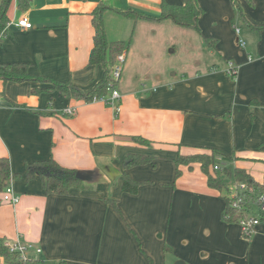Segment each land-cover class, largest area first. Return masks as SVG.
Returning <instances> with one entry per match:
<instances>
[{"label":"crops","instance_id":"crops-1","mask_svg":"<svg viewBox=\"0 0 264 264\" xmlns=\"http://www.w3.org/2000/svg\"><path fill=\"white\" fill-rule=\"evenodd\" d=\"M197 1L204 10L198 33L208 56L189 75L166 78L160 73L142 84L127 74V50L115 106L58 92L34 94L32 88L46 85L0 78V157L21 175L11 183L18 204L4 202L0 194V240L34 244L42 252L31 256L45 264H264V217L247 237L239 223L224 221L226 202L209 187L199 164L181 166L175 179L179 155L216 149L231 157L233 171L264 180L263 0H233L238 13L218 14L211 2L219 0ZM164 2L184 4L30 0L22 13L12 0L0 64L27 63L33 75L72 82L89 92L105 74L103 65H89L92 13L107 7V40L125 42L131 32L133 39L137 31L157 30L161 23L173 28L171 20L126 14L158 16ZM23 17L32 29L16 26ZM238 19L249 27L245 39L235 27ZM230 64L237 68L235 76L228 74ZM69 108H75L74 115L65 113ZM129 155L152 156L156 164L128 170L131 179L142 183L135 195L122 190ZM49 159L76 170L83 189L69 196L47 195L39 177L28 181L26 165Z\"/></svg>","mask_w":264,"mask_h":264},{"label":"trees","instance_id":"trees-1","mask_svg":"<svg viewBox=\"0 0 264 264\" xmlns=\"http://www.w3.org/2000/svg\"><path fill=\"white\" fill-rule=\"evenodd\" d=\"M11 3L12 0H1L0 3V40L8 31V24L10 22L8 11ZM17 4L19 11L22 13L27 12L31 5L30 0H17ZM106 10L107 7L101 6L92 13L95 35L94 48L90 55L89 65H103L105 74L103 79L99 81L91 91L85 92L72 82H62L50 77L33 75L29 72L30 65L27 63L0 64V78L5 82H36L46 85L44 88H32L30 91L34 94L58 92L63 96L84 100L86 102H93L100 97H107L109 95L108 86L113 81L112 71L117 62V58L122 54H126L128 47L125 42H109L107 40L104 27V12ZM203 13L204 10L197 0H184V4L182 5H172L164 2L161 13L158 16H151L131 10L126 12L127 15L134 16L135 18H142L154 22L171 20L180 27L193 29L197 32H200L199 21ZM136 139L146 142V140L142 138ZM211 150L210 155H179L175 159L177 165L175 179L179 178L182 174L181 166H191L193 163H197L201 166L203 173L207 175L209 187L220 192L226 202L223 215L226 223H239L242 219L257 216L258 211L255 205L259 202L260 197L264 196V180L262 183H259L247 174L233 171L228 167L231 157L216 149ZM219 155L223 156L222 160H225V162H218L217 158ZM149 164L152 166L156 165L154 157L144 155L127 156L124 162L126 172L123 175L124 180L122 186L124 193L132 195L138 194L142 184L141 182L131 179L128 170L135 166ZM215 166L221 167L220 170H215ZM210 169H212L214 173H211ZM219 171H221V173H219ZM26 176L28 181H32L39 177L43 182L47 195L69 196L73 190L83 189V182L78 172L74 169L62 167L54 159L27 164ZM20 177V174L12 171L10 160L6 157H0V194L3 195L12 181ZM225 178L245 182V190L240 191L237 197L232 198L231 194L233 189L227 186ZM174 184L175 183H173L172 186H174ZM109 202L121 213L115 200L110 199ZM235 202H238V208L234 207L233 204ZM253 207L256 209L253 210ZM4 242L5 241L0 240V255L4 257L6 262L12 264H45L44 261L39 259H30L26 262L20 261L18 255L10 253L4 246ZM168 251H170V249L165 247V252ZM60 264L68 263L63 261Z\"/></svg>","mask_w":264,"mask_h":264},{"label":"rangeland","instance_id":"rangeland-1","mask_svg":"<svg viewBox=\"0 0 264 264\" xmlns=\"http://www.w3.org/2000/svg\"><path fill=\"white\" fill-rule=\"evenodd\" d=\"M261 2L264 4V0ZM211 6L217 14L230 12V10L238 13V7L235 6L233 0H228L227 4L221 0L214 1L211 2ZM247 8H251V6L248 5ZM239 19H241L240 16ZM161 24L157 30L137 31L138 33H135L133 39L131 32L125 41L128 51H130L126 63V68L130 70L127 74L138 76L139 80H143L141 81L142 84L151 83V78H154V75L161 76L162 74L166 78L176 75L182 76L183 74L189 75V73L197 70L198 64L208 56L201 34L193 29L182 28L175 24L172 26L173 28L169 27L170 24ZM235 27L241 30V36L245 39L244 32L249 28L248 25L240 20L235 23ZM125 76H127L126 71L123 79ZM203 153L210 155V152ZM225 182L233 190L240 183V181L228 178H225ZM254 209L256 208L253 207Z\"/></svg>","mask_w":264,"mask_h":264},{"label":"built area","instance_id":"built-area-1","mask_svg":"<svg viewBox=\"0 0 264 264\" xmlns=\"http://www.w3.org/2000/svg\"><path fill=\"white\" fill-rule=\"evenodd\" d=\"M16 26L24 29L33 28L32 23L26 17L21 18L17 22ZM239 31L240 30H237L238 33ZM238 44L241 47H245L246 45V43L242 39H239ZM124 65H125V54H122L118 56L117 62L112 71L113 81L108 86L109 95L107 97H100L95 100L102 101L110 106H115L120 101L121 94L117 86L122 78ZM228 74L231 76H235L237 74V68L233 64L229 65ZM0 102H1V97H0ZM75 112H76L75 108H69L65 111V113L70 116L74 115ZM220 168L221 167L219 166H215V170H220ZM245 188H246V183L240 182L235 186V189L232 190L231 197L232 198L237 197L240 191H244ZM2 200L7 203L18 204L20 202V197H18L15 194L12 185H10L9 187L6 188L4 194L2 195ZM233 205L234 207L237 208L239 207L238 202H235ZM255 206L257 207L258 215L254 217L242 219L239 222V224L243 229V233L246 236L251 235L254 227H256L261 223L262 217L264 216V196L260 197L259 202L256 203ZM4 246L10 251V253L18 255V259L23 262L33 259V257L31 256L32 253L40 254L42 252V250L36 247L34 244L22 243L20 241H15V242L5 241ZM0 264H12V263H8L3 259L2 261H0Z\"/></svg>","mask_w":264,"mask_h":264},{"label":"water","instance_id":"water-1","mask_svg":"<svg viewBox=\"0 0 264 264\" xmlns=\"http://www.w3.org/2000/svg\"><path fill=\"white\" fill-rule=\"evenodd\" d=\"M175 264H186L183 260H178Z\"/></svg>","mask_w":264,"mask_h":264}]
</instances>
